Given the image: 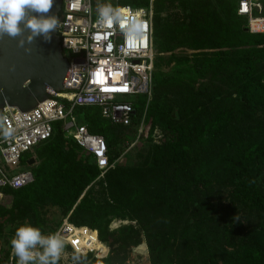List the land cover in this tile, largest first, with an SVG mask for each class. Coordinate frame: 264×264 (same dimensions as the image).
Instances as JSON below:
<instances>
[{"label":"rangeland","instance_id":"1","mask_svg":"<svg viewBox=\"0 0 264 264\" xmlns=\"http://www.w3.org/2000/svg\"><path fill=\"white\" fill-rule=\"evenodd\" d=\"M129 1L106 4L123 7ZM136 1L142 8L153 7L154 31L160 36L154 41L153 79L160 75L162 80L152 86L150 96L136 100L141 120L122 129L96 112H76L82 123L96 121L95 133L106 139L111 152L121 151L115 170L123 172L122 190L108 187L114 170L98 175L88 154L66 140L56 150V178L48 182L40 169L56 138L26 154L21 170L34 174V198L28 199L23 190L5 192L0 204V264L8 263L10 241L20 225L28 222L47 234L70 220L67 203L72 188L84 183V175L95 181L82 197L94 187L92 198L105 207L110 199L138 198L143 188L152 186L143 200L104 209H109L112 233L103 242L107 264H264V235L258 232L264 227V210L239 201L234 181L237 168L264 151V103L249 111L237 98V74L255 51L264 49V36L250 35L243 19L226 16L222 0ZM249 67L250 79L264 86V56L254 57ZM152 108L164 109L163 119L174 110L173 124L185 130L178 148L165 147L169 137L154 128ZM148 124L154 128L151 133ZM252 175L256 190L264 195V163ZM152 189L158 196L149 199ZM103 260L83 258L64 246L58 264Z\"/></svg>","mask_w":264,"mask_h":264},{"label":"built area","instance_id":"2","mask_svg":"<svg viewBox=\"0 0 264 264\" xmlns=\"http://www.w3.org/2000/svg\"><path fill=\"white\" fill-rule=\"evenodd\" d=\"M109 0H63L58 35L71 66L67 86L31 112L6 107L0 118V204L5 190L18 191L35 182L32 171L21 170L24 156L50 141L59 128L67 141L91 157L101 176L115 169L107 141L93 134L79 114L98 110L112 125L131 127L136 100L151 95L155 71L153 7L116 6L117 18L98 22V6ZM246 31L264 35V0H235ZM136 113V114H134ZM59 231L65 246L78 256L104 259L107 251L93 248L99 233L67 219ZM106 246V245H105ZM107 247V246H106ZM7 264H16L11 251Z\"/></svg>","mask_w":264,"mask_h":264},{"label":"trees","instance_id":"3","mask_svg":"<svg viewBox=\"0 0 264 264\" xmlns=\"http://www.w3.org/2000/svg\"><path fill=\"white\" fill-rule=\"evenodd\" d=\"M221 5L223 7V11H224V14L226 16L230 17L231 14H234L238 18L243 19L237 15V2L235 0H222ZM127 6H130L132 8H138V9H141L143 7V5L137 4L136 0H130L129 3L127 4ZM244 21H245V25H246V20H244ZM244 28H245V32H247L246 26ZM252 36H264V35H252ZM153 41H155V43H158L160 41L159 31H157V32L154 31ZM260 43H263V42H260ZM252 56H253V58L264 56V49L255 51L252 54ZM253 58L248 59L244 64H242L241 70L237 74L238 84H239L238 85L239 90H238L237 98L240 101V103L242 104V106L249 111L256 110L260 104L264 103V86L261 84H258L255 80L250 79L251 69L249 67V64L251 63ZM155 60H156V57H155ZM161 81L162 80L160 78V75H156L153 79V85L156 86ZM136 110H137L138 114L136 116V120L134 121L133 126L135 124H138V121L141 120L142 114H143L140 111L139 105H136ZM153 110L156 113L154 120H153L154 121V123H153L154 128L155 127L159 128L162 131L163 135L169 137V141H167L165 147L167 149L168 148L169 149L178 148V144H181V141L184 140V131L185 130L181 126H175L173 124V122L176 120L174 110L166 112L168 119L162 118V113L164 112V109H160L157 112H156L155 108H152V111ZM94 112H96L101 117L100 112L98 110H89V111L83 112V113H87L88 116H90ZM110 125H112V124H110ZM87 126H88L89 130L91 131V133L97 134V133H95L96 128H94V127H96V121H93V120L88 121ZM112 126L116 127V128H122V129H130L133 127V126L123 127V126H115V125H112ZM147 126L149 127L148 133L149 132L151 133L154 130V128L152 129V125H149V124ZM97 135H99V134H97ZM54 138H56L55 142L51 144V146H53V150H51L52 152L50 153V155L45 157L46 163L40 169V175L45 180V182H48V179L50 177L54 178V179L56 178L55 168H56V164L58 163L57 162V156L55 155L56 150H58V147L60 145H62L66 140L59 128L56 129L55 135L51 140H53ZM48 142H46V143H48ZM68 142H70V143L76 145L78 148H80L77 144H75L71 141H68ZM109 150H110V148H109ZM176 151L180 152L178 150H176ZM110 155H111V161L113 162L115 160L120 159L121 151H118V152H111L110 151ZM252 158L249 159L248 161L244 162L243 164H241L237 168V171L235 172L234 181H235L236 185H238V188L236 191V197L238 198L239 201H241L245 205L257 207L261 210H264V195L256 190L255 178L252 175L253 172L258 170L259 165L261 163H264V151L262 150V151L257 152V154L255 156H253ZM90 160H91V163H92V166H93V169L95 170V172L98 175H101L99 169L95 166L91 157H90ZM116 167H115V169H116ZM115 169H113L114 170L113 177L111 178L108 187L110 189H115V190L121 191L123 184H124V175H123L122 171L115 170ZM113 170H111V171H113ZM111 171H109V172H111ZM108 173H106V175ZM84 177L86 179L81 181V182H84V183H82L81 186L75 185L72 188L74 190V192H73L74 195H73L72 200L67 203L68 204V210L71 212L70 222H72L78 226H85V227H88L92 230L98 231L100 241L97 242L96 239H95V241H96L97 245L105 246V244H103V242H108L109 241L108 237L112 233H110L108 231L109 225L111 223V221L107 220L108 216L110 215L108 213L109 209H107L105 212H104V209L107 208V206H109V205H110L111 209H115L114 205L120 206V207H122V205H124V207H128V206L132 205L133 203H136L139 200H143L146 198L148 190H149V188H152V186H149L148 188L147 187L143 188L141 190L140 195H138V198H136L137 196H129V197H127V200H122V201L119 199H116V198H113L112 200L110 199V200H108V202H110V203L107 202L106 207H105L103 204H97L95 199L92 198V192H94L93 191L94 187L92 189H90L84 197H82V194L87 190V188L91 185V183L95 181L94 176L90 177L89 175H87V176L84 175ZM159 186L163 188L166 185H161V183H160ZM9 190L14 191L11 189H6L5 192L9 191ZM22 190L26 192L28 199L32 200L34 198L32 190H31V185L24 188V189L18 190V191H22ZM157 196H158L157 192H154L152 189V192L149 194V199H151V197L156 198ZM193 204L195 205V203H193ZM35 215L38 216L37 212ZM54 232H56V231H54ZM258 232L260 234L264 235V227L261 228ZM98 251L101 252L100 250H98ZM88 256H90V255H88ZM88 256H83V258L88 257ZM107 262H108V260L105 259L102 261V264H107Z\"/></svg>","mask_w":264,"mask_h":264},{"label":"water","instance_id":"4","mask_svg":"<svg viewBox=\"0 0 264 264\" xmlns=\"http://www.w3.org/2000/svg\"><path fill=\"white\" fill-rule=\"evenodd\" d=\"M63 0H54L47 15L60 22ZM21 34L13 37L0 34V118L6 107L23 113L31 112L53 94L63 92L71 66L61 47L58 29L50 39L36 36L22 26ZM136 114V113H134ZM32 160L29 166L34 165Z\"/></svg>","mask_w":264,"mask_h":264},{"label":"clouds","instance_id":"5","mask_svg":"<svg viewBox=\"0 0 264 264\" xmlns=\"http://www.w3.org/2000/svg\"><path fill=\"white\" fill-rule=\"evenodd\" d=\"M54 0H0V34L17 36L27 28L31 41L36 36L49 40L57 30V17L47 15ZM118 10L110 4L98 6V22L106 24L117 18ZM16 264H58L65 246L59 231L45 234L41 228L25 222L16 228L10 241Z\"/></svg>","mask_w":264,"mask_h":264},{"label":"bare ground","instance_id":"6","mask_svg":"<svg viewBox=\"0 0 264 264\" xmlns=\"http://www.w3.org/2000/svg\"><path fill=\"white\" fill-rule=\"evenodd\" d=\"M96 241H97V239H96ZM96 241H95V244L93 245V248H94L95 250L98 249V250H100L102 253H104L105 251H107L106 246H99V245H97ZM97 242H99V241H97Z\"/></svg>","mask_w":264,"mask_h":264}]
</instances>
